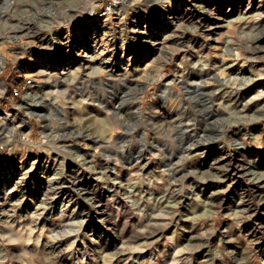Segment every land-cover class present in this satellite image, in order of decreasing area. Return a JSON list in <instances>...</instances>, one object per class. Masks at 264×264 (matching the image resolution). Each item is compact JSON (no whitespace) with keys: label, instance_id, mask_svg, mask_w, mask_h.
<instances>
[{"label":"rangeland","instance_id":"374dc122","mask_svg":"<svg viewBox=\"0 0 264 264\" xmlns=\"http://www.w3.org/2000/svg\"><path fill=\"white\" fill-rule=\"evenodd\" d=\"M262 174L264 0H0V264H264Z\"/></svg>","mask_w":264,"mask_h":264},{"label":"bare ground","instance_id":"6f19581e","mask_svg":"<svg viewBox=\"0 0 264 264\" xmlns=\"http://www.w3.org/2000/svg\"><path fill=\"white\" fill-rule=\"evenodd\" d=\"M93 6V5H92ZM35 21V20H34ZM30 23V22H29ZM34 23V22H33ZM28 27V26H27ZM30 28V27H29ZM29 33V32H28ZM231 47H228V46H226V51L228 52V53H231ZM92 58V57H91ZM90 62V61H89ZM85 66L83 67V68H89L90 67V65H89V63L88 62H86V64H84ZM105 65V64H104ZM98 68V67H97ZM83 70V69H82ZM189 73H191V72H189ZM187 74V73H186ZM181 75V74H180ZM185 75V74H184ZM185 77V76H184ZM196 77H197V79H193V80H189V81H185L184 83H183V86H184V88H186V89H189V90H191V91H193V92H197V91H201V92H203V91H205L206 90V85H205V81H204V73H197L196 74ZM242 79V77H239L237 74H234L233 76H229L224 82H220L219 84H218V87H224V88H228V87H234L235 85H237L238 83L240 84V80ZM182 80V79H181ZM166 85V84H165ZM164 85V86H165ZM165 91L166 90H162V92H161V94H163L162 96H165ZM160 94V95H161ZM41 97V96H40ZM42 98H43V96H42ZM33 99H35V98H33ZM235 99V98H234ZM43 100V99H42ZM39 102V101H38ZM234 103V102H233ZM237 103V102H236ZM221 106V105H220ZM118 108H120V105L118 106ZM225 109V108H224ZM239 111V110H238ZM237 114H239V113H237ZM241 114V113H240ZM142 146V145H141ZM141 150V148L139 149V151ZM262 175H264V174H262ZM258 176V178H260V177H264V176ZM256 177V176H255ZM70 182H71V184L74 182L72 179L70 180ZM61 191H65L63 188L61 189ZM100 212H103L104 213V211L103 210H99ZM104 216V218L106 219H108V215L107 214H104L103 215ZM32 226H33V224H32ZM18 231V230H17ZM151 233H143V231L141 232V233H137V235H136V237L135 238H137L138 236H146V235H150ZM59 242V240H57V241H55V245L57 244ZM50 246H53V244L52 245H50ZM52 248V247H51Z\"/></svg>","mask_w":264,"mask_h":264},{"label":"built area","instance_id":"2783aa9c","mask_svg":"<svg viewBox=\"0 0 264 264\" xmlns=\"http://www.w3.org/2000/svg\"><path fill=\"white\" fill-rule=\"evenodd\" d=\"M27 76V75H26ZM24 76L22 84H21V88L18 89L17 87H11L9 92L10 94H12V96H16L18 93L22 92H26V90H28L29 87H31V84L33 82V77L29 75V77ZM10 115H12L11 112H7L6 113V118H11ZM10 120V119H9Z\"/></svg>","mask_w":264,"mask_h":264}]
</instances>
